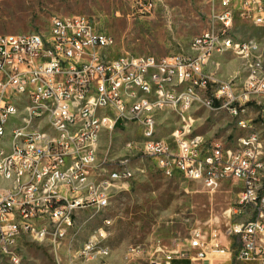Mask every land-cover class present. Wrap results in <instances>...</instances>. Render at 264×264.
<instances>
[{
  "label": "built area",
  "instance_id": "1",
  "mask_svg": "<svg viewBox=\"0 0 264 264\" xmlns=\"http://www.w3.org/2000/svg\"><path fill=\"white\" fill-rule=\"evenodd\" d=\"M136 13H152L166 0H133ZM209 4L208 27L194 37L190 54L156 57L154 55H116L113 35L98 27L85 14L54 16L47 31L0 34V134L1 123L7 117L23 118L34 113L40 129L31 140H21L20 151H13V159L6 166L18 170L19 179L12 187L0 188V251L7 262L21 261L24 243H37V224L52 221L55 239L65 233V227L75 224L80 209L109 207L112 190L117 183L131 180L135 175L128 157L134 152L152 158L166 176L180 173L187 180L199 183L212 193L222 182L240 183L236 205L229 212L236 217L252 214L245 221H236L226 230L228 247L211 251L228 254L239 261L264 264V139L252 118L244 117L250 107L257 106V114L264 127V66L251 65V58H264L261 46L246 42L243 46L229 44V26L238 18L250 19L264 27V0H206ZM216 29H224L229 53L246 60V76L215 80L214 73L203 68L209 46L215 44ZM165 62H176L179 80L192 78L191 87H199L201 96H178L172 92L170 72ZM149 63L163 66V77L142 78L141 70ZM137 76L146 84L144 99H137L134 113L120 101L119 81ZM191 87L187 88L190 89ZM174 98L175 112L180 124L169 137H158L151 144L133 142L124 148L128 155L116 160L112 169L100 168L99 149L93 146V125L101 119V111H109L111 122L107 132L118 125L133 124L146 131L157 132L159 110H166L162 97ZM177 97H185V105L177 106ZM27 102H49V110L33 112ZM79 103H88L82 117H75ZM227 105V113L237 119L243 139H236L229 147L226 142L194 138L195 118L192 109ZM57 120V128H48L42 115ZM88 115H96V122H88ZM61 126H88L87 134L61 133ZM5 149L0 143V150ZM74 171H81L79 182H72ZM98 174H108V181L98 182ZM106 186V193H99ZM111 223V222H110ZM110 223L95 234L86 250L78 258L110 264L111 250L92 251V244L106 240ZM200 228H196L189 247L197 249L198 258L207 259L209 245ZM236 238L240 247L231 251ZM39 245V244H38ZM160 264V263H155Z\"/></svg>",
  "mask_w": 264,
  "mask_h": 264
},
{
  "label": "rangeland",
  "instance_id": "2",
  "mask_svg": "<svg viewBox=\"0 0 264 264\" xmlns=\"http://www.w3.org/2000/svg\"><path fill=\"white\" fill-rule=\"evenodd\" d=\"M133 4V0H0V34L44 32L54 16L85 14L92 17L99 28L114 36L116 55L162 57L190 54V41L210 22V7L206 0H166L144 16L136 13ZM233 30L235 39L254 38L264 51V27L255 25L250 19L238 18ZM220 59L221 63L215 62V69L211 71L217 78L226 80L237 76L241 80L246 76V60L231 53ZM168 112H171L168 117L158 121V137H169L180 124L175 111ZM257 112V106H251L244 117L253 119L264 139V127ZM194 118L197 132L222 140L229 147L244 132L238 127L237 119L226 111L211 112L204 108ZM128 140H142V130L129 124L104 132L99 149L101 159L119 160L127 156L124 144ZM130 157L135 175L112 190L109 207L80 209L75 224L65 236L55 240L56 250L42 246L51 245V241L39 245L24 243L21 261L17 264H83L76 256L89 237L104 227L106 220L111 223L107 227L106 240L101 243L110 247V264H177V259H189L191 264H257L234 257L226 259L227 254L211 251L228 247L227 228L252 216L229 214L241 191L237 181L226 180L210 193L178 172L172 176L164 175L152 158L142 156L140 152H134ZM114 166L103 163L102 169ZM196 228L201 229L209 245L218 243L207 249L209 254L205 260L194 259L198 258L199 250L189 247ZM66 243L69 245L61 249ZM239 247V241L234 238L231 251ZM3 264L14 263L5 260Z\"/></svg>",
  "mask_w": 264,
  "mask_h": 264
},
{
  "label": "bare ground",
  "instance_id": "3",
  "mask_svg": "<svg viewBox=\"0 0 264 264\" xmlns=\"http://www.w3.org/2000/svg\"><path fill=\"white\" fill-rule=\"evenodd\" d=\"M235 24V23H234ZM234 25L229 26V34L233 35ZM246 42H254V45L261 46L260 43L254 39H244L239 40L234 37H229V44H234V46H243ZM190 46H194V37L190 41ZM229 53V48H227V35L224 33V29H216L215 31V44L209 46L208 57H213V62L218 55H224ZM210 58H203V68L208 70L211 64ZM251 65L254 66H264V58H251ZM165 69L170 72V81L176 82L172 85V92H177L178 96H201V89L199 87L192 86V78H181L179 80V68L176 62H165ZM163 77V66L159 63H149L146 69L141 70L142 78ZM215 80H223L214 76ZM191 87L190 89H187ZM119 92L121 103L127 106V113H134V108L137 106V99H144L146 92V84L138 81L137 76H130L120 79L119 81ZM137 99H136V97ZM162 104L167 107V110L175 111L174 98L170 96L162 97ZM185 105V97H177V106ZM27 109L33 112H40L41 110H49V102H27ZM210 110L209 108H206ZM82 110H88V103H79V109H75V117H82ZM164 110H159V115ZM212 111H226L227 105H219L212 108ZM101 119L98 123L93 125V146L94 148H100V141L104 132L108 131L111 115L109 111H101ZM26 120H33L31 123L23 122V118L18 117H7L1 123V134L0 143L4 144L5 149L0 150V188L12 187L16 180L19 179L18 170H10L7 174L6 166L8 161L13 159V151H20L21 140H31L36 136V132L40 129V120H34V113H26ZM42 122L48 125V128H57V120L54 116L50 114L42 115ZM88 122H96V115H88ZM142 130V140L137 141L143 144H151L152 142L158 141L157 132ZM175 129L170 133L172 135ZM61 133L70 134H87L88 126H61ZM194 138H204V135L194 133ZM237 139H243V134ZM136 140H128L125 142L124 146L131 145ZM105 163L100 159V168L102 164ZM110 165H115L116 160L112 163L109 161ZM128 164H132V157H128ZM108 169V168H106ZM112 169V168H111ZM81 178V171H74L72 175V182H79ZM108 181V174H98V182ZM99 193H106V186H99ZM105 208L101 207L100 209ZM99 209V210H100ZM105 223H110V220H106ZM65 227V233H61L56 237V239H61L69 228ZM47 229L46 234H37V241L39 244L51 241V237L55 236V228H52L51 220H44V223L37 224V233H44ZM104 229L101 227L96 234ZM96 232V231H95ZM93 234L89 239L83 244L82 250H86V246L90 241L93 240ZM55 239V240H56ZM110 250V247L103 246L101 240H98V244H92V251H103ZM7 258L4 257L3 253L0 251V264H3ZM18 262H10L17 264Z\"/></svg>",
  "mask_w": 264,
  "mask_h": 264
},
{
  "label": "crops",
  "instance_id": "4",
  "mask_svg": "<svg viewBox=\"0 0 264 264\" xmlns=\"http://www.w3.org/2000/svg\"><path fill=\"white\" fill-rule=\"evenodd\" d=\"M220 57H222V55H219V56H217L216 58H215V60H214V62H213V65H214V63L216 62H218V61H220L221 59H220ZM220 63H221V61H220ZM212 65V63L210 64V66H209V72H211V71H213L215 68H214V66ZM216 77V76H215ZM201 109H204V108H201ZM201 109H198L197 107H195V108H193L192 109V114H193V117H194V115L197 113V112H199ZM168 111H170V110H168ZM165 111H163V112H161L160 113V115H159V119L160 118H165V117H168V115L170 114V113H164ZM159 121V120H158ZM174 130V129H173ZM172 130V131H173ZM171 131V132H172ZM195 132L196 133H199V134H202V133H200V132H197L196 131V128H195ZM202 135H204V134H202ZM157 136H158V134H157ZM206 136V135H205ZM207 137V136H206ZM207 138H209V137H207ZM222 141V140H221ZM100 143H101V141H100ZM101 161H103V162H105V164H108V165H110V163H109V161H112V163L115 161V160H112V159H108V161H107V159H101ZM125 183H127V182H125ZM239 183V182H238ZM118 184V183H117ZM240 184V183H239ZM117 186V185H116ZM230 214V213H229ZM234 215V214H233ZM235 216V215H234ZM236 217V216H235ZM75 231H77L76 229H75ZM74 230H73V233L75 232ZM70 243V242H69ZM69 244L68 243H66L65 245H63L62 246V248L61 249H63V248H65V247H67ZM76 258L77 259H79L77 256H76ZM110 259V258H109ZM194 259H196V258H194ZM226 259H232V257H230V255H228L227 254V257H226ZM82 261V263L83 264H98V261L97 260H84V259H81ZM110 262V261H109Z\"/></svg>",
  "mask_w": 264,
  "mask_h": 264
},
{
  "label": "trees",
  "instance_id": "5",
  "mask_svg": "<svg viewBox=\"0 0 264 264\" xmlns=\"http://www.w3.org/2000/svg\"><path fill=\"white\" fill-rule=\"evenodd\" d=\"M175 263H177V264H191L189 259H177V260H175Z\"/></svg>",
  "mask_w": 264,
  "mask_h": 264
}]
</instances>
